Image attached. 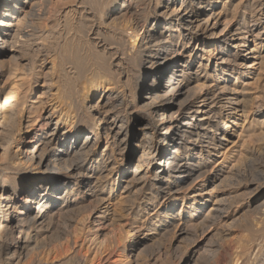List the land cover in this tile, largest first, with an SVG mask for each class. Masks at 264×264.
<instances>
[{
  "label": "bare ground",
  "instance_id": "1",
  "mask_svg": "<svg viewBox=\"0 0 264 264\" xmlns=\"http://www.w3.org/2000/svg\"><path fill=\"white\" fill-rule=\"evenodd\" d=\"M235 1L0 0V264H101L116 253L143 264L160 233L137 207L141 183L155 188L153 209L166 190L195 189L177 213L154 210L160 231L180 238L228 217L230 234L239 219L222 195L251 159L244 148L264 142V120H250L264 116V0ZM35 52L44 90L6 88L11 63L33 75ZM130 140L116 196L109 180ZM263 185H245L254 217L239 244L260 264Z\"/></svg>",
  "mask_w": 264,
  "mask_h": 264
},
{
  "label": "rangeland",
  "instance_id": "2",
  "mask_svg": "<svg viewBox=\"0 0 264 264\" xmlns=\"http://www.w3.org/2000/svg\"><path fill=\"white\" fill-rule=\"evenodd\" d=\"M239 1L240 0H236L234 2V4L239 3ZM38 12H39L38 13L39 15H42V13H43L42 11H38ZM26 32L28 33V32H30V30H26ZM17 41H18V43L15 45V47L12 48L13 52H17V51H19L18 49H20V48L22 49L24 47V45L26 43L25 42L26 38L21 36L20 39L18 38ZM39 42L40 41H38V43ZM36 53L37 52H35L34 57L32 56V58H33L32 60L35 63V70H34V73L32 75L33 77L31 75H29L28 73H25L24 68L22 69V67L20 66V63H24V62L19 61V62L11 63L10 68H12L13 72H15V73H14V76L11 78V80H8L9 84L6 85V88H11V87H14V85L17 86L19 84H22V86H23L22 88L24 90L22 89L21 91L26 93L27 89H28V95L30 93L32 94V90L35 89L33 91V92H35L33 98L36 96L37 93H40L44 90L42 88L43 78H41V77H43V72H45V70H44L45 68H42V60L40 58L43 55L44 51H43V53L41 52L42 53L41 55L39 53H37V54ZM50 54H51V52H50ZM36 56L38 57V59ZM35 57H36V59H35ZM39 71H41V72H39ZM38 75L41 76L39 79H37V77H36ZM5 81L2 83V86L5 85ZM261 91H262V89L256 90V92H258L257 95H259ZM26 101H28L26 103L29 105L31 99L27 100V98H26ZM136 116L137 115H135V113L132 114V118H135ZM26 118H27V115H26ZM254 119H258V120L263 121L264 116L262 118H259V117L255 118L254 116L250 118V120H254ZM255 131L258 132L257 126H256ZM252 141H253V143H251V146H250V143L248 142L249 143V145L247 146V147H249V148H247L248 152H245L246 151L245 148L242 151L243 155H245L247 153L246 156L251 158V159L249 158L250 160H247L246 164L240 168L241 176L242 175L243 176L240 178H236L238 181L235 179V182H238V184L236 185V183L234 182L235 186L233 185L234 188L233 187L230 188V193H227V194L225 193L224 195H222V197H224L225 199L228 197L226 199L229 201V202L227 201L228 204H230L231 200L235 201L233 204L234 205L233 207L236 206V208H237V209L234 208L235 211L237 210L235 213V214H237L235 218L239 219V221L237 222L238 224L234 223L233 227L230 226V227H232V229L228 226V228H230V230H231L229 235L227 232L225 233L222 230L225 226H227L228 223H231V221H232L228 217L225 220L226 222L225 221L220 222L221 221L220 220L219 221L220 224H219V222L216 224L217 226H219L218 228H217V226H215L212 229H210V228L204 229V231L201 228H199L197 230H193V231L191 230L189 232V234H186L187 236L184 235V237L182 236L180 238L177 236L178 234H177V231H175V229L171 228L172 230L169 229L170 231L166 230V233H165V231H160L159 228L164 224H163L161 218H158L156 215H153V216L151 215L154 213V210H155V213L156 214L158 213L160 217L165 215V213H163L164 211L167 212V210L171 209V208L174 209L173 210L174 212L172 211L171 214L177 213V211H179L180 207L186 208L189 206V204L191 205L192 197H194V195L196 194V193H194L195 189L193 190V188H192L191 190H188V191L186 190V191H182L179 193L176 192L177 188H173L171 190L170 189L166 190L163 193H161L162 195L157 200L156 206L153 209V208H150L148 206V204L150 205L152 203V201H154L153 197H151V195H150L151 194L150 192H151V189L155 190V188H152L149 185L142 188V186L144 185L142 183L135 185V187L133 188L132 191L138 192V193L140 192L139 194L137 193L138 194V201H139V202L137 201V207L142 212L141 216H144L143 219L147 220L145 222L150 228H152L153 230L157 229L158 233H160L159 236L156 237L155 243L152 244V246H150V248L146 251V253H144L142 255V258L145 256L143 258L144 260H142V262H144L143 264H153L154 262H157L154 264H227V262H228V264H230L231 262H232L231 264H233V263L234 264H247V263L248 264L249 263L250 264H260V258L257 257L258 255H260L259 253L256 256L258 258V260H257V258L255 257L254 254L252 255V257H253L252 258L250 254L246 255L242 252H241L242 253L241 254L239 251V250H241L240 249L241 245H239V244H242V242H245L246 241L245 237L247 239V236H248V233L245 231V229H243L244 228V222L242 220H243V218H249V217L253 218L254 217L253 213L251 214V212L248 213V211H247L248 200H246L245 196H244V194L247 192L245 190V185L247 184V182H249V183L250 182L264 183V142L259 141V138L258 139L255 138V140H252ZM252 141L250 140V142H252ZM258 141L260 143H258ZM254 142H257L258 145ZM135 144H136V140H130V144L128 145V147L125 151V155L123 157L122 156L117 157L116 169H115L112 177L109 180V183H111V185L113 184L114 188H116V196L120 195L122 188L125 186V180H127V179H125L124 176L122 177V179H120V173L123 170L122 162H124L125 160H127V158H129V156L131 155V150H132L131 148H133V146ZM261 144H263V145L261 146ZM251 148H254V150L253 149L248 150ZM256 149L259 151H257ZM249 151H250V153H249ZM251 160H252V162H250ZM248 163L250 165H248ZM213 165H214V163H213ZM243 172L245 173V175ZM239 180H241V183L243 182L244 184L242 183V185L240 186L241 183ZM245 180H247V181H245ZM111 185H109V186H111ZM180 187H183V186H179L178 188H180ZM188 187L189 186H185V188H188ZM263 188H264V185H263ZM138 189H139V191H138ZM145 190L148 193H146ZM113 193H114V191H113ZM203 193L201 192L200 194L203 196ZM0 194H1V192H0ZM136 195L133 196L134 199H135ZM139 196H140L141 200L139 199ZM235 196L236 197L239 196V197L236 198ZM230 198H231V200H230ZM242 198H244L245 201H244V199L241 200ZM138 203H141V205ZM187 203H188V205H186ZM206 210H207V207H204V211H206ZM244 213L247 216H245ZM239 217L240 218L242 217V219L240 220ZM128 218H129V216L127 217V219ZM240 221L242 222L243 225L241 224ZM222 223H227V224H222ZM239 225H241V226H239ZM236 226H238V227H236ZM221 227H222V229H221ZM174 232H176V233H174ZM220 232H222L223 234ZM190 233H192V234H190ZM218 233H220L219 236H218ZM173 237H175L176 239ZM238 240H241V242ZM226 241H228V242H226ZM237 244L239 245V247ZM196 246H197V248L194 251H192L193 248ZM193 252H198V254L200 253L199 257H198V255H196V257L193 256ZM256 252H257V250H256ZM240 255H242L241 258H239ZM243 255H244V257H243ZM262 255H264V254L262 253ZM192 256L194 257L193 260H192V258H193ZM197 257H198V259H196ZM232 257L235 259H233ZM4 258H5V254H2L1 255V261H3ZM155 259H157V261ZM238 259H239V261H237ZM249 259H251V260H249ZM232 260H234V261H232ZM101 264H126V263L123 260V258L119 255V253H116V254H111L109 256L107 255Z\"/></svg>",
  "mask_w": 264,
  "mask_h": 264
}]
</instances>
